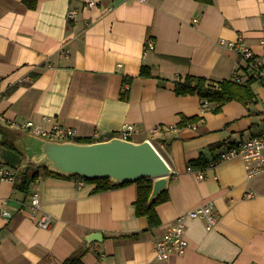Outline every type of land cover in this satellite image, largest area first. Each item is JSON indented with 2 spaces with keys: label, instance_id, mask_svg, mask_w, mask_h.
Wrapping results in <instances>:
<instances>
[{
  "label": "crops",
  "instance_id": "0c3cea01",
  "mask_svg": "<svg viewBox=\"0 0 264 264\" xmlns=\"http://www.w3.org/2000/svg\"><path fill=\"white\" fill-rule=\"evenodd\" d=\"M35 1L30 9L24 0H0V164L17 179L42 162L39 140L12 123L46 116V127L74 128L78 139L116 137L130 125L134 138L155 142L169 166L168 200L155 207L160 223L150 229L136 216L133 182L94 192L88 180L42 169L26 192L14 187L15 178L3 182L0 264L71 257L83 264H264V174L247 178L241 157L211 166L225 144L264 131V88L254 82V101L228 102L218 113L196 95L173 91L186 75L220 81L236 70L245 74L244 61L221 40L241 36L264 58V0ZM144 67L152 77L139 76ZM184 117L198 120L178 127ZM200 155L209 164L201 169L190 164ZM33 193L40 201L35 216ZM209 202L214 228L186 218L185 253L153 258V242ZM43 213L52 219L48 229L37 225Z\"/></svg>",
  "mask_w": 264,
  "mask_h": 264
},
{
  "label": "built area",
  "instance_id": "2783aa9c",
  "mask_svg": "<svg viewBox=\"0 0 264 264\" xmlns=\"http://www.w3.org/2000/svg\"><path fill=\"white\" fill-rule=\"evenodd\" d=\"M144 2L145 0H139ZM75 11L72 10L68 13L69 18H74ZM222 45H228L233 48L236 55L245 63V74L242 76L236 70L231 79L236 82H242L247 78H253L264 88V58L255 56L252 51L245 45L241 36H238L234 42H226L221 40ZM153 42L149 41L148 47L151 48ZM49 118L43 116L40 123H35L32 120L26 121L21 125H15L20 129L27 130V132L33 136L39 137L46 141L52 142H77L78 135L74 128L61 126L59 124H53L50 127H46ZM134 128L130 125L123 126L119 131L117 138L124 140H131L135 137ZM97 137V136H96ZM98 138V137H97ZM264 131L257 137L251 138L246 141H242L231 145L230 147L224 146L222 151L217 155L216 160L211 166L216 165L219 162L226 161L233 157H241L244 161L246 176L251 178L256 175L264 174ZM204 173L197 174L199 179L204 178ZM15 178L14 171L2 164H0V185L3 182H12ZM29 208L32 215H37L40 210V201L37 193H33L28 198ZM213 203L209 202L205 205L199 206L193 210L184 213L178 217L176 221L169 226L162 237L153 242V258L157 260H166L172 254L182 255L187 248V241L184 237L186 218L190 219H204L205 227L207 230L214 228L217 222V218L213 213ZM9 216L8 213H4ZM52 224V219L48 214H41L38 217L37 225L41 229H48Z\"/></svg>",
  "mask_w": 264,
  "mask_h": 264
},
{
  "label": "water",
  "instance_id": "95a60500",
  "mask_svg": "<svg viewBox=\"0 0 264 264\" xmlns=\"http://www.w3.org/2000/svg\"><path fill=\"white\" fill-rule=\"evenodd\" d=\"M39 140L41 165L60 175H73L85 180L109 178L114 183L139 179L153 180L150 198L165 189L170 168L148 141L135 142L112 137L89 144ZM37 166V167H39Z\"/></svg>",
  "mask_w": 264,
  "mask_h": 264
},
{
  "label": "trees",
  "instance_id": "16d2710c",
  "mask_svg": "<svg viewBox=\"0 0 264 264\" xmlns=\"http://www.w3.org/2000/svg\"><path fill=\"white\" fill-rule=\"evenodd\" d=\"M199 2L208 3L209 0H197ZM24 3L28 8L33 9L36 6V1L24 0ZM245 71V69H244ZM140 77L150 78L152 77L148 68H142L139 73ZM255 81L253 78H247L242 82H236L232 79H225L220 81H212L204 77H197L192 75H186L179 78L174 82V93L177 96L196 95L199 97L202 106H210L213 113H218L222 106L228 102L236 101L242 104L254 101L255 95L252 91V84ZM198 120L197 117L183 118L178 127L191 126ZM114 135L108 136L106 139L92 140V138L78 139V143L89 144L99 142L103 140H109ZM234 143H227L224 146L230 147ZM217 146V148L222 147ZM218 155V154H217ZM217 157V156H216ZM215 157V158H216ZM214 158V159H215ZM192 164L195 168L207 167L203 156L194 161ZM42 169L46 175H59L51 171L47 166L36 167L35 170L26 169L21 173L18 178H15L14 187L21 192H26L28 185L38 176V170ZM85 180V179H84ZM90 183L95 184L94 192H102L115 189L120 185L126 183H114L109 178H98L94 180H88ZM136 185V199L134 201L136 216H145L148 220L149 228H153L159 225V219L155 212V207L168 200L166 190H162L153 200L150 198L153 186V180L150 178H143L133 182ZM130 237H135L131 235ZM61 264H83L79 257H71L65 260Z\"/></svg>",
  "mask_w": 264,
  "mask_h": 264
},
{
  "label": "rangeland",
  "instance_id": "374dc122",
  "mask_svg": "<svg viewBox=\"0 0 264 264\" xmlns=\"http://www.w3.org/2000/svg\"><path fill=\"white\" fill-rule=\"evenodd\" d=\"M99 140L100 138H93L92 140ZM132 140H134L135 142H139V141H144V140H148L154 147H155V142L153 140H151V138H141V137H136V138H133Z\"/></svg>",
  "mask_w": 264,
  "mask_h": 264
}]
</instances>
